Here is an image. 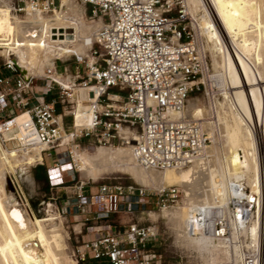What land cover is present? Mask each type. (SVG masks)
Segmentation results:
<instances>
[{
	"label": "built area",
	"instance_id": "1",
	"mask_svg": "<svg viewBox=\"0 0 264 264\" xmlns=\"http://www.w3.org/2000/svg\"><path fill=\"white\" fill-rule=\"evenodd\" d=\"M9 1L11 11L22 18L62 9V0ZM80 1L93 21H102L89 55L71 56L73 88L99 94L84 102L91 108V125L69 132L57 112L58 104L76 102L78 97L57 78V62L62 59H54L41 77L24 76L11 59L15 55L8 52L5 68L11 75L0 74V145L13 144L21 155L40 150L41 160L34 167H46L53 188L68 185L69 195L60 203L62 213L80 226L77 234L82 241L72 250L78 264H160L151 246L158 229L140 225L135 216L150 204L162 209L179 205L185 194L182 188L151 191L121 183L90 187L75 176L79 166L74 151L81 149L75 141L89 138L92 147L131 145L138 165L155 171L179 170L204 157L212 139L205 120L186 118L184 113L193 95L199 101L203 95L209 118L216 112L219 91L205 82L208 43L186 0ZM116 88L124 95L111 94ZM21 115L28 118L19 124L16 119ZM136 127L139 133L133 142L122 137L123 129ZM256 133L262 146L260 190L253 191L243 177L233 179L226 207L194 206L187 220L189 235L209 237L241 264H264V119ZM67 135L70 139L65 141ZM68 153L71 169L59 173ZM55 155L57 159L47 163ZM123 216H129L128 223Z\"/></svg>",
	"mask_w": 264,
	"mask_h": 264
},
{
	"label": "bare ground",
	"instance_id": "2",
	"mask_svg": "<svg viewBox=\"0 0 264 264\" xmlns=\"http://www.w3.org/2000/svg\"><path fill=\"white\" fill-rule=\"evenodd\" d=\"M186 4L190 13L199 17L200 35L205 34L214 44V51L223 57L221 65L216 62L222 75L214 77L217 81L222 80L220 76L224 77L230 89H234L231 93L237 104V112L230 111V114H222L221 117L222 109L218 100L214 117L209 118L207 110L198 106L196 100L188 102L184 116L205 120L213 145L207 148L204 157L194 160L186 168L165 171L142 168L131 148L113 149L110 159L136 177L142 185L156 190L171 186L181 187L185 193V205H180L171 211L170 215L169 211L166 214L181 231L185 229L187 240L202 242L210 253L224 250L228 262L220 264H241L237 256L234 257L209 237L189 235L187 220L191 207H226L229 185L233 179L243 177L253 191L260 190L262 146L256 126L264 119V7L257 0H186ZM84 10L77 0H62V9L53 15L38 13L20 17L21 20L11 11L8 0H0V48L4 49L6 54L17 51V64L26 76L42 75L47 63L57 58L66 59L72 55L84 54V49H90L94 43L95 33L102 21L100 20L99 27L89 29L88 33L84 34ZM69 29H73L74 33L66 31ZM228 42L231 48L228 47ZM59 81L78 93L76 126H90L91 108L84 102L96 100L99 94H91L94 89L75 90L69 80ZM27 118L28 115H21L16 122L20 124ZM250 128H253V131ZM121 134L132 142L137 137L129 130H122ZM251 136L255 139L252 140ZM69 138L70 135L65 137V141ZM9 146L5 148L0 145V264H76L77 261H62V223L58 222L56 215L50 214L43 218L30 215L26 208L29 204H25V207L18 201L9 182L10 175L33 167L38 159L41 160L40 150L21 155L13 144ZM74 153L78 166L88 175H94L93 159L78 151ZM107 162L109 164L110 160Z\"/></svg>",
	"mask_w": 264,
	"mask_h": 264
},
{
	"label": "rangeland",
	"instance_id": "3",
	"mask_svg": "<svg viewBox=\"0 0 264 264\" xmlns=\"http://www.w3.org/2000/svg\"><path fill=\"white\" fill-rule=\"evenodd\" d=\"M77 2L79 5L85 8L84 20H85L86 26L84 28L85 31H83L84 34L88 33L89 29L97 28V26L99 27L100 21H93L90 17L89 9L85 7L81 3L80 0H77ZM257 2H259L264 7V0H257ZM190 6L192 7L191 4ZM193 8L194 7H192V9ZM193 16L196 18H199L197 17V15H193ZM18 17L20 18V16ZM20 19L22 20V18ZM25 20H27V18ZM262 22L264 23V10H263V15H262ZM262 32H264V29L262 30ZM202 37H205L207 40L208 47H206V50L208 53V57H210V60H209L210 78L206 79L205 82L207 84V87L211 86L213 90L217 92L220 90L218 94L219 103L222 109L220 116L221 117L227 116L228 114H230V111L237 112V104L231 93L233 92L232 90L234 89H230V87L228 86V83H226L227 80L224 77L220 76V79L222 80H219V81L216 80L215 77L218 76V74L222 75V71L220 70L221 68L216 65V62L219 65H221L223 63L222 62L223 57L221 54L214 51V44L212 43L211 40L207 38L205 34H203ZM67 38L70 39L72 37H67ZM226 40H229V39H226ZM226 40L225 42L227 44ZM228 47L231 48L230 42H228ZM84 51H85L84 54H80V56L89 55L88 48H85ZM10 52H13V54L15 55L14 58H12V61L14 63L16 61L15 64L19 67V65L17 64V60L19 58V56L17 55L18 54L17 51H10ZM6 55L7 54L5 53V50L0 48V74L8 76V75H11V73L5 68V63L7 60ZM49 63L45 65L46 68L48 66H53L54 60ZM73 64H74V61L71 56L66 57V59L65 58L62 59L61 61H58L57 69H58L59 74L57 78L59 77L58 78L59 80L62 79L64 81L69 80L70 82L73 83L72 80L74 79V75H75V72H74L75 65ZM46 68H44V71ZM66 69H68V72L66 71ZM84 69L85 68L82 66V71H84ZM44 74L37 75V76L34 75V76L41 77ZM111 94L124 95V93L121 91L120 88L113 89L111 91ZM202 96L203 95L199 96L200 98V101H199L197 100L196 95H193L190 101L193 102L196 100L198 106H201L202 108L204 107L207 110L208 107H206V101L205 99L203 100ZM47 98L48 100H51L52 96H49ZM56 108H57V112L63 115L66 130L69 132L75 131L79 133L83 127H80V128L77 127L75 120L73 121V112L75 115V111L77 110L76 102L66 100L64 104L62 103L58 104ZM244 128L247 129V126L244 125ZM123 130H129V129H123ZM133 130L134 131H131V130L129 131L134 133L135 136L138 135L139 129L136 127ZM250 130L253 131V128L252 129L250 128ZM252 136H254L253 132H252ZM252 136H251V139L254 140L255 138ZM122 137L125 138V136H122ZM90 142L91 141L89 138H83L81 141L80 140L75 141L76 144L79 143L81 145V149L77 151L87 154L91 159H93V163L95 162L94 163L95 171L93 172L94 175L92 174L91 176L88 175L83 169L79 167V171L76 172L75 174L76 179L78 181L85 182L90 187H95L99 184H104V183H108V184L121 183L124 185H130V184L142 185L136 177H134L129 172L125 171L124 168H122V166H120L117 162L114 163L115 161L113 162V160H111L112 150L113 149L116 150L114 147H96V146L92 147ZM212 145H213V142L211 139V143L209 144V146H212ZM120 148H131V147L127 145V146H122ZM101 151L103 154L101 153ZM103 151L105 152V155ZM69 155H71V153H68V155L66 154L64 155L65 159L63 160V162L66 163V166L64 167L63 170H59V173H61L62 171H68L71 169V166L69 163L70 157L67 158V156ZM101 156L102 158L103 157L104 158L102 159ZM56 159H57V156L55 155L54 157L49 159L47 163H53ZM98 160L99 162H97ZM107 160L108 161L110 160L109 164H107L108 163ZM102 161H105V162H102ZM111 163H112V166H111ZM259 171H260V168H259ZM54 175H58V172L54 173ZM261 179H262V176H261ZM9 182L13 190L16 192L18 201L22 203L25 207H26L25 204H29L26 208L28 212L30 213V215L39 216V218L47 217L50 214L56 215V217L58 218V222L62 223V227L60 230V233L62 234V237H63L62 244L64 246L63 251L61 252L62 261L64 263H69V262L71 263L72 261L76 262V260L72 257V250L74 246H76L78 243L82 241V237L77 234L78 231L80 230V226L77 223V221H75V219L67 217L66 215L62 213L61 203H60L63 199H65L69 195L70 189L68 188V185L64 184V186L59 187L58 189L53 188L51 185L50 175L48 174L45 166H37V167L33 166V167L21 169L15 175H10ZM142 186H145V185H142ZM249 186L251 187V185ZM145 187H147L151 191L156 190L148 186H145ZM184 197H185V194H184ZM184 197L182 201L179 203V205L175 207L168 208V209H162L156 206L155 204H150L147 207L146 212L138 213L135 216L136 221H138L140 225H151V226H155L158 229L159 234L157 238L152 242L151 246L153 250L155 251V254L160 264H220V263L228 262L227 253L224 250L222 251L215 250L213 253L212 252L210 253L208 248H206V246H204L202 242H192L191 240H187L188 237L187 238L185 237L186 236L185 229L181 231L178 228V226L175 224V222L171 219V217L169 216L171 211L173 212L174 210L179 208L180 205H185ZM52 198H54V200ZM34 205H38V206L34 207ZM166 213H168L169 215ZM122 220L124 223H128L130 218L129 216H123ZM231 258L232 260L235 261L233 257ZM76 264L78 263L76 262ZM81 264H98V263L84 262Z\"/></svg>",
	"mask_w": 264,
	"mask_h": 264
},
{
	"label": "water",
	"instance_id": "4",
	"mask_svg": "<svg viewBox=\"0 0 264 264\" xmlns=\"http://www.w3.org/2000/svg\"><path fill=\"white\" fill-rule=\"evenodd\" d=\"M19 69L21 71V74L24 75V76H26L25 73H24V71L21 68H19Z\"/></svg>",
	"mask_w": 264,
	"mask_h": 264
},
{
	"label": "crops",
	"instance_id": "5",
	"mask_svg": "<svg viewBox=\"0 0 264 264\" xmlns=\"http://www.w3.org/2000/svg\"><path fill=\"white\" fill-rule=\"evenodd\" d=\"M72 219H75V218H72ZM76 221V220H75Z\"/></svg>",
	"mask_w": 264,
	"mask_h": 264
}]
</instances>
